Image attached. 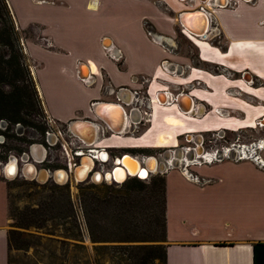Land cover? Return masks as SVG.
<instances>
[{
  "label": "crops",
  "instance_id": "0c3cea01",
  "mask_svg": "<svg viewBox=\"0 0 264 264\" xmlns=\"http://www.w3.org/2000/svg\"><path fill=\"white\" fill-rule=\"evenodd\" d=\"M208 2L5 0L25 32L22 49L47 118L89 122L95 148L145 158L182 138L197 147L212 133L253 129L251 147L263 149L264 127L254 124L264 117V0ZM77 130L70 134L87 143L88 129ZM255 154L257 163L209 153L190 171L159 172L164 264H252V245L264 244V149ZM7 207L0 181V264H8Z\"/></svg>",
  "mask_w": 264,
  "mask_h": 264
},
{
  "label": "rangeland",
  "instance_id": "374dc122",
  "mask_svg": "<svg viewBox=\"0 0 264 264\" xmlns=\"http://www.w3.org/2000/svg\"><path fill=\"white\" fill-rule=\"evenodd\" d=\"M8 14L10 20L5 18V26H11L13 22L14 30L19 33L16 47L21 50L35 94H33V109L25 106L19 111L18 116L24 122H10L9 118L14 117L12 111L0 109L1 115L7 116L0 118V165L10 157H14L18 160L20 171L25 162L21 160L22 155H28L29 144L41 143L45 146L44 161L36 164L29 157L27 163L34 164L38 171L41 169L66 171V178L61 184H54L47 177L43 180H34V176L33 179H26L17 175L16 179L12 180L0 176V181L5 183L7 189V230L16 232L9 240L8 264H143L145 261L149 262L150 258L152 264H161L154 252L144 249L150 245L163 244L160 242L163 239L161 227L163 207L158 191H152L145 181L144 188L131 185V189L127 192L125 186L119 184L105 185L100 182L93 184L89 180V175H86L81 182L72 177L67 169L68 163L79 164V159H76L73 152L80 150L86 154L85 150L88 148L70 134L67 124L52 123L47 118L34 84L29 62L22 49V36L25 32L18 31L12 16ZM0 91L7 94L11 88L7 84H0ZM141 96H143L142 90ZM145 112L144 117H147L148 110ZM45 132L56 137L55 144L54 141L49 143L51 147H47L43 141ZM252 134L246 130L239 134L220 132L203 136L204 151L212 153L220 146L235 143V139L238 143L250 142ZM180 143L181 146L191 145ZM263 149L251 150L256 153ZM167 150L169 149L152 150L144 156L154 157V162L159 166L164 162L165 157L162 156L168 154ZM110 153L111 156L118 155L119 151H110ZM100 166L95 164L92 171H96ZM191 166L187 168L189 171ZM103 167L109 169V162ZM154 175L160 174L155 172L149 176ZM122 179V177L118 178V181ZM123 193L127 195V203L99 204L97 207L99 213L95 218L86 213L87 197L101 198L119 196ZM30 210L34 212L30 214ZM9 215L18 227L10 226Z\"/></svg>",
  "mask_w": 264,
  "mask_h": 264
},
{
  "label": "trees",
  "instance_id": "16d2710c",
  "mask_svg": "<svg viewBox=\"0 0 264 264\" xmlns=\"http://www.w3.org/2000/svg\"><path fill=\"white\" fill-rule=\"evenodd\" d=\"M9 10L5 3V0H0V84H7L11 88V91L7 94H4L0 91V109L4 111L11 110L13 113V118H9L12 123H20L22 118L18 116L19 111L25 106L33 109L34 99V85L28 78V72L24 65L23 55L19 47H16L17 43V33L13 28V22L11 26H5V18L9 19ZM12 21V20H11ZM2 23L4 26L2 27ZM2 27V28H1ZM5 115H1L2 118ZM7 117V116H5ZM24 122V121H22ZM31 125V124H30ZM147 182L150 189L152 191H158L163 207V223L162 227V240L163 244H154L145 247V250H149L154 252L157 255L156 259H159L161 264L165 263V250H164V242H165V181L162 175L159 176H149L144 180H139L136 178H130L120 183L119 185L125 186L127 192L131 189V185H137L139 188H144ZM57 185V184H56ZM7 190V189H6ZM126 192V193H127ZM123 193L119 196H103L101 198L95 196H89L86 199L87 212L89 215H92L94 218L97 217L98 205L102 203H114V204H125L127 203V195ZM125 202V203H124ZM34 210H30V214L33 213ZM88 215V214H87ZM11 220V227H18L11 216L9 215ZM93 220V218H92ZM12 234H16L14 230L7 231V248L9 249V240ZM150 258V257H149ZM151 260L145 261L143 264H152ZM252 264H264V244L262 243H254L252 245Z\"/></svg>",
  "mask_w": 264,
  "mask_h": 264
},
{
  "label": "flooded vegetation",
  "instance_id": "af4514ba",
  "mask_svg": "<svg viewBox=\"0 0 264 264\" xmlns=\"http://www.w3.org/2000/svg\"><path fill=\"white\" fill-rule=\"evenodd\" d=\"M214 70V69H213ZM251 83H255V81L253 82H251ZM186 87H188V86H186ZM184 88L185 90L187 89V88ZM144 94H145V90L143 91V96H139V98H140V100H141V102L142 101H144V110H143V115H146V112H145V110H148V106H147V104H146V99H147V96H144ZM149 114L147 113V116H148ZM262 120H264V117L263 118H261V119H259L258 121H255V124H254V127H255V129H258V128H262V127H264V125L263 124H260V121H262ZM1 121V120H0ZM7 127V126H6ZM253 129H248L247 131L248 132H251V134L252 133H254L253 131H252ZM224 134H225V132H224ZM239 134V133H238ZM187 137H189V136H187ZM192 137H194V136H192ZM54 138H56L53 134H48V133H46L45 132V134H44V143L47 145V147H51V145L49 144L50 142H52V141H54L53 142V144H55L56 143V140L54 139ZM190 138V137H189ZM194 139L195 138H190V139H186V138H182L181 139V141L180 142H184V143H187V144H191L190 145V149H192V148H194L196 151H200V149H203V150H205L204 149V141H203V138L201 139V141H200V144H199V146H197L196 147V145H195V143H194ZM264 141V140H263ZM178 143V146H177V148L176 149H174V148H171V149H169V150H167V151H175V150H184L183 148H187V146H181V143ZM240 143H238V140L237 139H235V143H229V144H227V145H225V146H220L219 147V149L217 150V149H215L214 151H215V154L216 155H218V153L220 154H222V149L223 148H228V151H227V156L228 157H230V156H232L233 155V153H234V149H243L244 147L243 146H247L248 144H254V142H242V141H239ZM52 144V145H53ZM35 145H39V146H41L43 149L45 148V146H44V144H41V143H30L29 144V150L28 151H30V149L33 147V146H35ZM195 145V146H194ZM230 145H232V147H230ZM206 146V145H205ZM95 147V146H94ZM248 147V146H247ZM189 148V147H188ZM98 149H100V148H98ZM102 150L101 151H104V152H106V155H105V157H104V161L103 162H101V163H98V166L99 165H101L99 168H97L96 169V171H90L88 174H87V176L89 175L90 176V178H89V180L91 181V183H93L94 184V182H92V180H95V181H98V182H100V183H103V184H105V185H116L117 183L114 181V179L113 178H111L110 180L108 179V180H105L104 179V174L101 172L102 170L104 171V172H106L105 170H109L110 168H112V167H114V165H113V161L115 160V159H119L123 154H125L127 151H119V153H118V155H113V156H111V153H110V150H104L103 148H101ZM44 151H45V149H44ZM166 151V150H165ZM117 152V151H116ZM206 152V151H205ZM203 153V154H205L206 155V153ZM258 152V151H257ZM256 152V153H257ZM45 153V152H44ZM179 153V152H178ZM187 153V155H190V154H188V153H190V151L189 152H186ZM103 155V154H102ZM178 155V154H177ZM256 155V154H255ZM27 157V158H26ZM29 152H28V155H22V159L21 160H24L25 162H24V164L22 165V167H21V169H20V171L18 170V160L17 159H15L14 157H10L4 164H2V165H0V167H2V172L0 173V176H2L3 178H8V176L7 175H11L12 177H11V179L12 180H15L16 179V176L17 175H19V178L20 177H22V178H25V174H24V171L23 170H25V166L26 165H28L29 163H27V159H29ZM103 157V156H102ZM152 156H145V158H146V160H148L149 158H151ZM162 157H167L166 156V154H164ZM44 158H45V154L43 155V158L41 159V161L40 162H38V163H36V164H41L43 161H44ZM152 158H154V157H152ZM205 160V159H204ZM78 161V160H77ZM175 161H177V158L175 159ZM206 161V160H205ZM204 161V162H205ZM107 162H109V164H110V168L109 169H104V167H103V165L104 164H106ZM177 163H178V161H177ZM69 164V163H68ZM34 165V164H33ZM75 165H78V164H74V163H72V167H71V173L73 174V172H74V169H75V167H73V166H75ZM8 166H14V172L13 173H11V172H9V169H8V171H6L5 170V172H4V168H9ZM68 166L69 165H67V169H68ZM189 166H191V165H189ZM34 168H35V166H34ZM187 168H188V166H187ZM39 169H36L35 168V178H34V180H37V179H41V177H38V173H40V171H47V173H49L50 175H48V177L47 178H50L51 179V181L55 184L57 181L54 179V174H57V173H59L60 172V170H52V171H49L48 172V170H45V169H41L40 171H38ZM125 170V169H124ZM19 171V172H18ZM63 171V170H62ZM66 172V171H65ZM68 172H69V169H68ZM95 172H99L101 175H100V177L98 178V176L95 174ZM58 176V175H57ZM57 178V177H56ZM130 178H136V179H139L136 175H134V176H125V178H124V180L122 181V182H124L125 180H127V179H130ZM11 180V181H12ZM140 180V179H139ZM121 182V183H122Z\"/></svg>",
  "mask_w": 264,
  "mask_h": 264
},
{
  "label": "bare ground",
  "instance_id": "6f19581e",
  "mask_svg": "<svg viewBox=\"0 0 264 264\" xmlns=\"http://www.w3.org/2000/svg\"><path fill=\"white\" fill-rule=\"evenodd\" d=\"M80 75H81V73H80ZM81 76L83 77L84 75H81ZM77 126H78V124H73L72 132L75 133L74 135L79 136V134L77 132L78 131L77 130ZM83 126L86 127V125H84V124H83ZM93 128H94V132L96 131V134H97V128L95 126H91V131H92ZM94 134L95 133L91 134V136L94 137ZM89 139L91 140V137L86 140L87 143H84L82 141L81 144L84 147H86V148H88L90 150L88 152L91 155L97 153L96 154V156H97L99 151H98V148L94 147V144H96V142L98 141L97 140V135H96L95 139L92 142L89 141ZM260 146H261V148L264 147V145H260ZM258 147H256L255 149H257ZM174 149H176V148H174ZM183 149L184 150L171 151V155L170 156L167 155V158H166L167 161L164 160V162L160 164L161 167H163V166L166 167V164L169 165L168 167H174L173 165L175 164V165L179 166L183 171H186L187 170V166L202 164V162H200V160L201 159H203V160L205 159L206 160V157L208 156V155L203 154L205 152L203 149H200V151H196L194 148L193 149L183 148ZM30 150H31L30 151V153H31L30 157H32L33 160H36V162L37 161L39 162L43 158L44 149H43V151H42V153H41V155L39 157H37L35 149L31 148ZM189 151H190V153H188V154H190V155H187L186 152H189ZM250 151H252L251 153H253V150L250 149ZM91 155H87L88 157L86 156V157L80 158L79 166L78 167H77V165L73 166V167H75L73 174L71 173L72 165H71V163H69V172L72 174V177L74 179L79 180V179L83 178L85 176V174H86V171L89 170L92 167L93 160H95L96 157H92ZM176 158H177L178 163H177V161H175ZM141 160L143 161L145 167H142V166H138L137 167L136 166L135 169H133L132 172L128 171L129 174L134 175V174H136L138 172V170L140 168H144L146 170H144L142 172V174L140 175L141 177H143L144 175H147V170L148 171H151V170H154V169H155V171L157 170V167H158L157 164L158 163L157 164L155 163V165H153V160H146V158H141ZM150 161H151V163H150ZM123 162H126V159H123ZM2 167H0V173L2 172L1 171ZM8 167L9 168H4V172H5V170L8 171V169H9V172L13 173L14 172V166H8ZM113 168L114 167L110 168L106 172H104L103 170L101 171L103 174L106 175V179L110 180L111 178H113L116 181H118V178H121V177L125 178L126 171L123 168H114V169ZM48 175H50V174H48L47 171H44V173H42V176L40 175V173H38V177H42L43 179L48 177ZM56 175H59V174H56ZM34 177H35V174H34ZM56 177H57L56 181L59 182L58 180H61V175L60 176H56Z\"/></svg>",
  "mask_w": 264,
  "mask_h": 264
},
{
  "label": "water",
  "instance_id": "95a60500",
  "mask_svg": "<svg viewBox=\"0 0 264 264\" xmlns=\"http://www.w3.org/2000/svg\"><path fill=\"white\" fill-rule=\"evenodd\" d=\"M208 5H219V2H218V0H215V1H213V0H210V2H208ZM181 17H182V15L180 16V18H179V22H181L182 23V20H181ZM203 28H204V26H203V23L199 26V28L197 29L198 31L197 32H195V34H197V35H199V34H201L202 32H203ZM119 100V99H118ZM173 101L175 102V97L173 98ZM129 105H132V102H130V104ZM195 115H197V114H195ZM96 118H98L97 120H99L100 121V123L102 122L104 125H105V121H104V119H102V118H99V117H96ZM132 122V121H131ZM73 124H86V128L88 129L87 130V132H88V136H90L91 137V134H90V131H91V125H90V123L89 122H87V121H85V122H78V121H70V122H68L67 123V129H68V131L72 134V135H74L75 133H72V129H73ZM74 136H76V135H74ZM32 149H35L36 150V154H37V157H39L40 155H41V153H42V151H43V148L41 147V146H39V145H35V146H33L32 147ZM31 151V150H30ZM30 151H29V156H31V153H30ZM103 154V155H102ZM208 153H206V155H207ZM105 155H106V152H104V151H99V153H98V155H97V160H93V165H92V167L89 169V170H87L86 171V174H85V176L92 170V168H93V166L95 165V164H98V163H101V162H103L105 159H104V157H105ZM85 155H83V156H81V157H78V159L79 158H82V157H84ZM103 156V157H102ZM86 157V156H85ZM88 157V156H87ZM209 157V156H208ZM27 158V157H26ZM31 158V160H32V162L33 163H37L36 162V160H33L32 159V157H30ZM166 158L167 157H165L164 159L166 160ZM123 159H126V162H123ZM153 160V165H155V163L156 162H154L155 160H154V158H149L148 160ZM38 160V159H37ZM41 161V160H40ZM39 161V162H40ZM80 162V161H79ZM200 162H202V164L203 163H205L204 162V160L203 159H201L200 160ZM150 163H151V161H150ZM113 165H114V168H123V169H125V171H126V175L127 176H134V175H136L140 180H144V179H146L150 174L152 175V174H154L155 172L156 173H159V172H161V170L162 169H164V168H167L168 167V165L166 164V167L165 166H163V167H161V165H159L158 167H157V170L155 171V169L154 170H151V171H148L147 170V175H144L143 177H141L140 175L142 174V172L144 171V170H146V169H144V168H140L139 170H138V172L136 173V174H134V175H131V174H129L128 173V171H130V172H132L133 171V169H135V167L137 166H142V167H145V165H144V163H143V161L141 160V158L140 157H131V156H129L128 154H123L119 159H115L114 161H113ZM79 166V164L77 165V167ZM174 167L175 166H177V165H173ZM113 168V169H114ZM24 171V174H25V178L26 179H33V176H34V174H35V168H34V165L32 164V163H29L28 165H26L25 166V170H23ZM42 173H44V171H40V175L42 176ZM49 174V173H48ZM57 174H59L58 176H60L61 175V180H58L59 182H56V183H62L63 181H64V179L66 178V173L64 172V171H62V170H60V172L59 173H57ZM95 174L98 176V178L100 177V173L99 172H95ZM8 176V178H6V179H11V175H7ZM57 176V175H56ZM85 176L83 177V178H81V179H79V180H77V181H79V182H81L82 180H84V178H85ZM104 176V179L105 180H108V179H106V175L104 174L103 175ZM64 177V178H63ZM54 179L56 180L57 178L56 177H54ZM39 180H43V178L41 177V179H39ZM76 180V179H75ZM124 180V178L121 180V181H116L115 179H114V181L117 183V184H120L122 181ZM92 182H94V183H98V181H95V180H92Z\"/></svg>",
  "mask_w": 264,
  "mask_h": 264
},
{
  "label": "built area",
  "instance_id": "2783aa9c",
  "mask_svg": "<svg viewBox=\"0 0 264 264\" xmlns=\"http://www.w3.org/2000/svg\"><path fill=\"white\" fill-rule=\"evenodd\" d=\"M21 45H22V42H21ZM251 145L252 144H248L247 146H243L244 148L241 150V149H238L237 148V150H238V152L236 153V151H235V149L233 150L234 151V153H233V155L232 156H230L229 158L230 159H233V160H240V159H251V160H253L254 162H259V159H258V156L257 155H255V153H247V151H250V149L252 148L251 147ZM230 147H232V145H230ZM102 149L100 148V149H98V151H101ZM86 151V154H83L82 153V151H80V150H77V151H75V152H73V155L76 157V159L78 158V157H81V156H83V155H91L88 151H90L89 149H87V150H85ZM96 151V150H95ZM222 154H225V156L226 157H228L227 156V151H228V148H223L222 149ZM211 153V152H210ZM236 153V154H235ZM97 154V153H96ZM96 154H93V155H91L92 157H96L95 158V160H97V156H96ZM209 154V153H208ZM212 154H214V156H215V151H212ZM213 157V156H212ZM214 158V157H213ZM68 169H69V166H68Z\"/></svg>",
  "mask_w": 264,
  "mask_h": 264
}]
</instances>
